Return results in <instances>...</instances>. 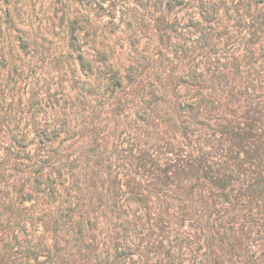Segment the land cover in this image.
<instances>
[{
  "label": "rangeland",
  "instance_id": "374dc122",
  "mask_svg": "<svg viewBox=\"0 0 264 264\" xmlns=\"http://www.w3.org/2000/svg\"><path fill=\"white\" fill-rule=\"evenodd\" d=\"M264 0H0V264H264Z\"/></svg>",
  "mask_w": 264,
  "mask_h": 264
},
{
  "label": "trees",
  "instance_id": "16d2710c",
  "mask_svg": "<svg viewBox=\"0 0 264 264\" xmlns=\"http://www.w3.org/2000/svg\"><path fill=\"white\" fill-rule=\"evenodd\" d=\"M264 3V2H263Z\"/></svg>",
  "mask_w": 264,
  "mask_h": 264
}]
</instances>
